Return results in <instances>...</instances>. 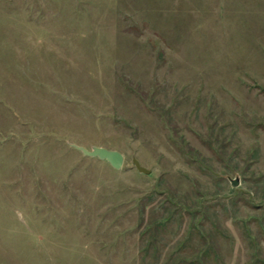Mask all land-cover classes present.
<instances>
[{
	"label": "rangeland",
	"instance_id": "obj_1",
	"mask_svg": "<svg viewBox=\"0 0 264 264\" xmlns=\"http://www.w3.org/2000/svg\"><path fill=\"white\" fill-rule=\"evenodd\" d=\"M0 264H264V0H0Z\"/></svg>",
	"mask_w": 264,
	"mask_h": 264
},
{
	"label": "water",
	"instance_id": "obj_2",
	"mask_svg": "<svg viewBox=\"0 0 264 264\" xmlns=\"http://www.w3.org/2000/svg\"><path fill=\"white\" fill-rule=\"evenodd\" d=\"M71 147L75 149L76 151L81 152L86 158L99 159L100 161L109 163V165L117 171L122 170L124 167L125 157L122 153L118 151H112V150H108V149L100 148V147H94L91 150H88L84 147L77 146V145H71ZM133 163L139 173L144 174V175L151 174L149 170L141 166L139 161L134 160ZM232 186L234 188H237L239 186L238 181L236 180L232 181Z\"/></svg>",
	"mask_w": 264,
	"mask_h": 264
}]
</instances>
